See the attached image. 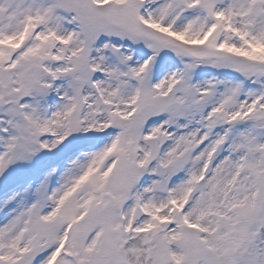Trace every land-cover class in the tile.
<instances>
[{
	"label": "snow or ice",
	"instance_id": "snow-or-ice-1",
	"mask_svg": "<svg viewBox=\"0 0 264 264\" xmlns=\"http://www.w3.org/2000/svg\"><path fill=\"white\" fill-rule=\"evenodd\" d=\"M0 264H264V0H0Z\"/></svg>",
	"mask_w": 264,
	"mask_h": 264
}]
</instances>
